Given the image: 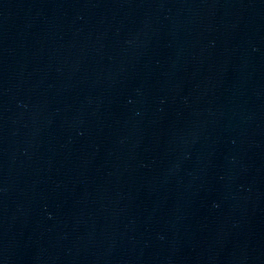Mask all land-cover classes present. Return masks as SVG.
<instances>
[{
	"label": "water",
	"instance_id": "obj_1",
	"mask_svg": "<svg viewBox=\"0 0 264 264\" xmlns=\"http://www.w3.org/2000/svg\"><path fill=\"white\" fill-rule=\"evenodd\" d=\"M0 264H264V0H0Z\"/></svg>",
	"mask_w": 264,
	"mask_h": 264
}]
</instances>
